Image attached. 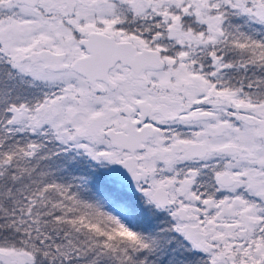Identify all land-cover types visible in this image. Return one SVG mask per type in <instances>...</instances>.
Instances as JSON below:
<instances>
[{
  "label": "snow or ice",
  "instance_id": "snow-or-ice-1",
  "mask_svg": "<svg viewBox=\"0 0 264 264\" xmlns=\"http://www.w3.org/2000/svg\"><path fill=\"white\" fill-rule=\"evenodd\" d=\"M0 264H264V0H0Z\"/></svg>",
  "mask_w": 264,
  "mask_h": 264
}]
</instances>
